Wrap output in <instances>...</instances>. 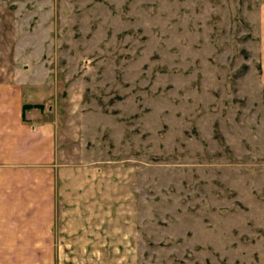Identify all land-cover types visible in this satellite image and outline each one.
I'll return each instance as SVG.
<instances>
[{"label": "rangeland", "instance_id": "1", "mask_svg": "<svg viewBox=\"0 0 264 264\" xmlns=\"http://www.w3.org/2000/svg\"><path fill=\"white\" fill-rule=\"evenodd\" d=\"M263 2L0 0V79L80 209L26 208L0 264H264Z\"/></svg>", "mask_w": 264, "mask_h": 264}, {"label": "crops", "instance_id": "2", "mask_svg": "<svg viewBox=\"0 0 264 264\" xmlns=\"http://www.w3.org/2000/svg\"><path fill=\"white\" fill-rule=\"evenodd\" d=\"M260 67L264 76V2L260 7ZM0 79V243H22L26 241V227L21 224L25 218L26 208H37L36 219L48 221V215L77 213V208H63L68 204L71 193V176L60 172L59 164L52 155V132L50 126L37 125L29 127L23 116L24 92L20 82ZM26 95V94H25ZM29 104V103H28ZM39 175L28 176L37 170ZM76 177H78L76 175ZM75 184L76 199L84 200V190L97 183L84 182V178ZM87 181H90L87 179ZM28 182L32 183L35 199L28 195ZM79 189V191H78ZM78 191V192H77ZM96 195V193H95ZM38 198V199H37ZM63 200L60 203L61 199ZM37 199V200H36ZM59 204L62 208H59ZM41 213V216H40ZM56 219V217H54ZM47 224V223H46ZM46 224H39L35 230L37 243L48 238ZM41 226L44 228L42 229ZM36 232V233H37ZM40 232V233H39ZM43 232V233H42ZM44 234V236H43Z\"/></svg>", "mask_w": 264, "mask_h": 264}, {"label": "trees", "instance_id": "3", "mask_svg": "<svg viewBox=\"0 0 264 264\" xmlns=\"http://www.w3.org/2000/svg\"><path fill=\"white\" fill-rule=\"evenodd\" d=\"M26 107H29L28 105Z\"/></svg>", "mask_w": 264, "mask_h": 264}]
</instances>
